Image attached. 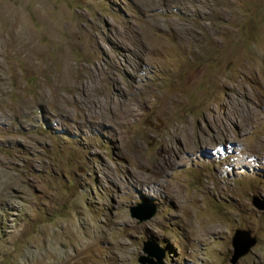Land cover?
Returning <instances> with one entry per match:
<instances>
[{"label": "rangeland", "instance_id": "obj_1", "mask_svg": "<svg viewBox=\"0 0 264 264\" xmlns=\"http://www.w3.org/2000/svg\"><path fill=\"white\" fill-rule=\"evenodd\" d=\"M2 6L34 49L0 41V264H233L238 228L264 264V0Z\"/></svg>", "mask_w": 264, "mask_h": 264}, {"label": "bare ground", "instance_id": "obj_2", "mask_svg": "<svg viewBox=\"0 0 264 264\" xmlns=\"http://www.w3.org/2000/svg\"><path fill=\"white\" fill-rule=\"evenodd\" d=\"M1 8H9V7H1ZM0 8V9H1ZM2 10V9H1ZM4 12L3 15H1L4 18V15L9 13V15H13L14 16V22L12 27L10 28V32L8 34H5L3 32H0V41L3 45V47L5 48V50L9 51H15L18 54H23L25 56H31L32 55V51H33V46H32V41L29 40V37L27 35V31L28 29H26V25L24 26L21 22L18 21V13L19 11L16 10H12V9H8L7 11H2ZM18 12V13H17ZM1 14V13H0ZM6 16V17H9ZM0 16V17H1ZM5 17V18H6ZM24 21V20H23ZM8 23V21H7ZM3 28V27H2ZM180 28V27H178ZM6 30V29H5ZM180 30V29H179ZM178 31V30H177ZM183 31V29H182ZM1 47V46H0ZM3 48V49H4ZM0 53H1V49H0ZM1 55V54H0ZM259 59V58H258ZM2 62H0V72H2L1 67H3L1 65ZM260 63V62H259ZM258 63V64H259ZM260 65V64H259ZM261 66V65H260ZM263 66V65H262ZM258 67V66H257ZM256 68V67H255ZM258 69V68H256ZM251 71V70H250ZM255 72V71H254ZM3 73V72H2ZM1 74V73H0ZM259 75H264V67L263 68H259V72L255 73L253 75V77L255 78V80L257 82L259 81ZM264 77V76H263ZM262 77V78H263ZM261 78V76H260ZM2 79V78H1ZM262 80V79H261ZM259 84V83H258ZM232 94H238L240 92H244L246 93L245 96H241L239 97V101L242 104L243 108L246 110H250L252 109L251 105L244 100V98L248 99V91L247 89L240 83H237L236 85L233 86L232 89ZM42 95V94H41ZM47 95V94H46ZM90 96V95H89ZM95 100V99H94ZM249 100V99H248ZM94 103V102H93ZM115 100L114 98H112V96L109 97V99H107L106 103L101 106L100 110H99V119H103L106 117V115H109L112 112V106L115 105ZM82 104V103H81ZM84 104V103H83ZM95 104V103H94ZM117 104V103H116ZM231 104V103H230ZM101 105V104H100ZM232 106V105H231ZM233 108V107H232ZM82 109V108H81ZM86 109V108H85ZM90 110V109H89ZM98 112V111H97ZM88 114V113H87ZM94 114V113H93ZM91 115V113H90ZM97 115V114H96ZM111 115V114H110ZM90 117V116H89ZM108 117V116H107ZM112 117V116H111ZM0 119H3V117L0 115ZM97 119V118H96ZM171 141L168 142V148L166 149V151L162 154H160L158 156L157 159V165L160 166L162 165V163H165L167 166H170V164L174 163L175 161H173L172 158V153L170 152V148L173 147V145L170 144ZM205 145L207 144L206 140H204ZM193 146H196L197 144L194 143V140L192 142ZM173 152V151H172ZM176 160V159H175ZM173 161V162H172ZM172 162V163H171ZM144 165V163H143ZM173 165V164H172ZM174 166V165H173ZM176 166V165H175ZM166 169V168H165ZM162 169H160L161 171ZM167 171V170H166ZM158 172V171H157ZM167 174V173H166ZM152 181V179H151ZM155 182V181H154ZM171 189V187H169ZM171 191V190H170ZM173 192V191H172Z\"/></svg>", "mask_w": 264, "mask_h": 264}, {"label": "water", "instance_id": "obj_3", "mask_svg": "<svg viewBox=\"0 0 264 264\" xmlns=\"http://www.w3.org/2000/svg\"><path fill=\"white\" fill-rule=\"evenodd\" d=\"M252 203L259 209H264V204H262L257 195L252 197ZM155 212L156 208L155 206H152L150 211L144 210V212H140L135 210L132 212V216L139 218L140 221H143L151 218ZM256 242L257 238L252 235L251 231L248 229L238 228L232 238V244L234 247L232 263L236 264V262H238L242 256L246 255L250 251ZM152 246L150 244H145L143 248L144 252L154 255L157 258V261H155L154 264H164V259L166 256L165 250L160 248L157 244H154V248H152Z\"/></svg>", "mask_w": 264, "mask_h": 264}]
</instances>
